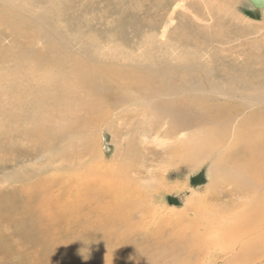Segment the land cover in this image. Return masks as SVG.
<instances>
[{"label":"rangeland","instance_id":"rangeland-1","mask_svg":"<svg viewBox=\"0 0 264 264\" xmlns=\"http://www.w3.org/2000/svg\"><path fill=\"white\" fill-rule=\"evenodd\" d=\"M0 34V264H264V208L231 191L233 169L225 181L213 171L217 160L229 163L228 146L198 163L173 155L176 141L193 144L214 126L183 122L180 135L169 133L155 104L168 101L166 93L152 95L129 78L178 66L183 57L207 66L219 60L214 71L253 66L262 75L263 11L246 0H0ZM47 41L61 46V82L58 103L46 110L59 112L53 120L66 134L54 138L50 130L39 142L30 139L22 111L31 104L23 106L21 93L28 86L29 99L36 97L41 83L15 71ZM92 49L90 64L107 73L91 67L90 78L78 77L74 60ZM85 95L97 101V116L77 122L78 105L63 109ZM34 100L38 121L43 111ZM254 108L249 114L264 113V105ZM69 122L78 128L67 129Z\"/></svg>","mask_w":264,"mask_h":264},{"label":"bare ground","instance_id":"bare-ground-1","mask_svg":"<svg viewBox=\"0 0 264 264\" xmlns=\"http://www.w3.org/2000/svg\"><path fill=\"white\" fill-rule=\"evenodd\" d=\"M246 1L252 8H254L248 0ZM260 10L264 13V8ZM12 23L14 24V20ZM21 23L23 22L21 21ZM17 25L19 24L17 23ZM99 48L100 47H98V49ZM60 49V44L55 41L48 42L46 49L42 50L41 52H36L33 50L36 53L30 54L31 52L27 51L29 53V55L27 54V59H23L15 71L16 76L18 74L21 76L23 75L24 77H27V81H31L34 79L33 77L35 75H38L37 78L41 83L39 94L36 97L33 95L29 99L30 88H28V86L25 87L21 93L23 98V106L31 104L28 113L22 111V113L26 115L27 118H29V128L31 134L30 139L37 140L39 142H44V140L49 138L50 130L54 131V138L60 134L63 136L66 134L65 132L61 131V126H59L53 120L55 116L54 113L58 114L59 112L53 111L48 113L46 110V107L51 108L58 103V85L60 84L61 79L58 78L55 71L59 66V58L56 57V53H58ZM102 50L103 49L101 48V51ZM95 55L96 52L92 49L88 52L87 59L74 60L73 66L76 69V75L78 77L90 78L92 76V73L90 72L91 67H93L94 71L96 72H102L104 74L107 73V69L103 65L90 64V60ZM23 62H25L24 65ZM179 62L180 64L175 67L165 66L161 70L155 69L157 73H151L143 76H137L132 73L129 75V78L135 87L141 89L147 88L152 95L160 92L166 93L164 96H166L168 101H157L155 104L159 105L158 111L163 114L166 120H168L169 133L171 132L173 135H180L181 133H175L177 130H181V128H183V122L192 124L197 120L202 124V126L209 124L214 126L208 135L205 137H200L201 139L198 142L194 140L193 144H186V140L176 141L175 147L173 146L172 148L174 149L173 155L177 158V160L179 159L181 161L182 159L185 162L192 163H198L199 161L204 162L211 154H214L216 150L222 148L223 146H228L227 154L231 152L229 163L224 162L221 159L213 163V171L216 179L220 181L224 179L225 181V179H227V174L224 175L223 173L226 172L227 169H233V171H231V173H233V178L231 180L234 184V187H232L234 189L231 191L234 192L233 190H235V192L242 198L246 196L253 199L251 201H260V204H258L260 207L264 208V113H257L258 115L253 113V115L249 114L248 111V109L251 110L254 108L255 105H264V74H257L258 76H255L254 74L256 73L254 72L255 69H253V66H243L239 69L234 68L236 71L234 69L224 72L214 71L215 69L213 66H217V64L219 65V60H211V65L209 66L205 65L204 62L202 63L201 61H193L188 57H183L181 60H179ZM250 65H252L251 62ZM150 66L152 65L148 64L142 67L145 68ZM199 67H202V69H199ZM55 75L56 79L54 80L52 77ZM48 76L51 77L50 80ZM43 77L48 78L49 81H45ZM42 78L44 82L41 81ZM115 78L116 81L119 82L120 87H122L123 79L119 76H116ZM209 79L212 81L213 86H211L209 82H206ZM258 80L260 81L261 88L256 87V81ZM221 82H224L228 86L227 89H222L219 86ZM194 83H197L198 85H195ZM64 87H71L68 80H64ZM255 88H258L259 90H256ZM51 89H53L52 93L48 94ZM255 90L259 94H256ZM192 91L208 93L209 96H190L189 93ZM179 94L183 95L184 99L177 101L175 100V96ZM34 98L35 103L38 105L37 112H40V107H42L41 112L43 111L41 118L38 121L36 120V111H34L31 103ZM79 98L80 100L78 103L74 102L71 108H65L63 110L72 111L74 106L78 105L80 108L79 111L73 112L74 118L77 122L83 119L84 114L95 118L97 114L94 110V106L97 105V101L94 100V97L92 95H85V97ZM234 99L238 100L239 102L241 101V103L235 104L233 101ZM244 101H247L246 104ZM228 107H230V109L231 107L235 108L229 110ZM193 109H196L197 112H193ZM225 117L242 118L238 123L232 121V124H225L223 123V119ZM58 121L61 120L57 119V122ZM59 123L62 124L61 122ZM233 124H235L234 127H232ZM66 127L67 129L74 131L78 128V125L75 122H69L67 123ZM229 139H231L230 143L228 142L230 141ZM158 143L159 145H165L167 144V141L159 140ZM183 161H181V163ZM246 168L249 170L244 171ZM246 175H249L251 178L247 179ZM254 183L256 185L255 192H252L249 187L254 186ZM242 184H244V186ZM255 215L258 214L255 213ZM261 215L262 214L258 215V219Z\"/></svg>","mask_w":264,"mask_h":264},{"label":"water","instance_id":"water-1","mask_svg":"<svg viewBox=\"0 0 264 264\" xmlns=\"http://www.w3.org/2000/svg\"><path fill=\"white\" fill-rule=\"evenodd\" d=\"M256 10L264 8V0H248Z\"/></svg>","mask_w":264,"mask_h":264}]
</instances>
